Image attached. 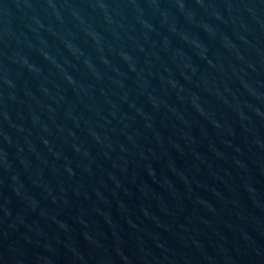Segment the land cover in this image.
Segmentation results:
<instances>
[{
  "label": "water",
  "instance_id": "water-1",
  "mask_svg": "<svg viewBox=\"0 0 264 264\" xmlns=\"http://www.w3.org/2000/svg\"><path fill=\"white\" fill-rule=\"evenodd\" d=\"M264 0H0V264Z\"/></svg>",
  "mask_w": 264,
  "mask_h": 264
}]
</instances>
